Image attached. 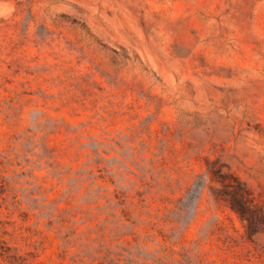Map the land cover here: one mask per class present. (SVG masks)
<instances>
[{
    "label": "rangeland",
    "instance_id": "374dc122",
    "mask_svg": "<svg viewBox=\"0 0 264 264\" xmlns=\"http://www.w3.org/2000/svg\"><path fill=\"white\" fill-rule=\"evenodd\" d=\"M0 264H264V0H0Z\"/></svg>",
    "mask_w": 264,
    "mask_h": 264
},
{
    "label": "trees",
    "instance_id": "16d2710c",
    "mask_svg": "<svg viewBox=\"0 0 264 264\" xmlns=\"http://www.w3.org/2000/svg\"><path fill=\"white\" fill-rule=\"evenodd\" d=\"M241 218H244V215H240Z\"/></svg>",
    "mask_w": 264,
    "mask_h": 264
}]
</instances>
